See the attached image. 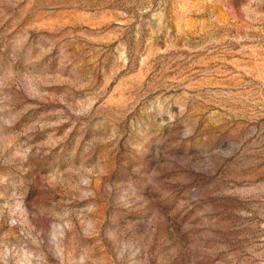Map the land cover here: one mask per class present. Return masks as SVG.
Returning <instances> with one entry per match:
<instances>
[{
  "label": "rangeland",
  "instance_id": "rangeland-1",
  "mask_svg": "<svg viewBox=\"0 0 264 264\" xmlns=\"http://www.w3.org/2000/svg\"><path fill=\"white\" fill-rule=\"evenodd\" d=\"M0 264H264V0H0Z\"/></svg>",
  "mask_w": 264,
  "mask_h": 264
}]
</instances>
